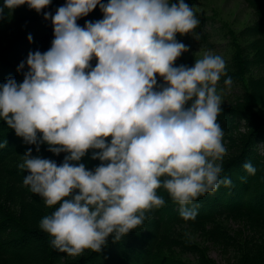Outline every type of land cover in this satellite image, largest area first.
<instances>
[{"label": "clouds", "instance_id": "9594fccd", "mask_svg": "<svg viewBox=\"0 0 264 264\" xmlns=\"http://www.w3.org/2000/svg\"><path fill=\"white\" fill-rule=\"evenodd\" d=\"M51 3L4 0L0 19L5 8L42 12ZM97 5L103 18L80 26ZM43 15L53 25L51 47L29 51L18 66L28 68L22 82L0 83V119L37 152L46 143L56 155L67 153L58 165L29 148L18 164L28 173L24 186L58 205L39 224L51 246L69 256L101 252L110 235L121 240L165 204L161 187L180 216L194 220V201L232 181L221 175L226 148L217 122L223 101L216 85L226 63L205 54L194 66L175 64L189 50L176 34L199 39L193 8L185 0H66ZM232 83L231 76L224 81L229 90ZM90 149L101 161L94 169L80 162ZM243 167L257 171L250 162Z\"/></svg>", "mask_w": 264, "mask_h": 264}, {"label": "trees", "instance_id": "16d2710c", "mask_svg": "<svg viewBox=\"0 0 264 264\" xmlns=\"http://www.w3.org/2000/svg\"><path fill=\"white\" fill-rule=\"evenodd\" d=\"M245 1L255 20L232 33L230 44L235 53L224 60L227 76L221 75L218 81L226 86L224 81L231 76L232 85H238L245 93L241 101L223 102V111L217 119L226 148L221 175L230 178L232 185H221L215 193L195 200L198 214L194 220L183 219L180 206L163 187L158 188L157 195L164 198L165 204L147 211L142 225L119 241L110 235L99 253L85 249L79 256H69L54 249L50 244L52 237L39 226L41 219L51 215L58 205L47 206L42 197L24 186L28 173L18 168L29 148L33 156L55 160L58 165L67 153L56 155L46 143L37 152L36 145L26 144L0 119V143L7 141V146L0 148V264H223L208 255L207 245L200 240L232 251L231 264H264V0ZM65 3L66 0H52L42 12L30 9L27 4L12 11L5 8L0 19V83L10 77L22 82L28 68L25 64L18 71V66L21 61L26 62L29 51L45 52L51 47L54 29L43 12L54 15ZM3 4L4 0H0V6ZM103 15L97 5L77 23L83 27L86 21L95 22ZM196 16L200 24L193 34H199L202 43L211 44L208 21ZM29 34L32 42L28 40ZM186 35L194 38L192 33ZM90 63L95 67L97 58ZM175 64L194 66L183 53ZM157 79L158 83H164L159 74ZM93 151L90 149L80 161L88 169L101 163L91 158ZM246 162L257 169L255 175L244 169Z\"/></svg>", "mask_w": 264, "mask_h": 264}, {"label": "rangeland", "instance_id": "374dc122", "mask_svg": "<svg viewBox=\"0 0 264 264\" xmlns=\"http://www.w3.org/2000/svg\"><path fill=\"white\" fill-rule=\"evenodd\" d=\"M177 3L178 0H171ZM194 13L206 18L208 21L207 31L211 32V44L202 43L200 39L176 34L178 41L188 46L189 50L183 52L185 59L195 64L196 59H202L205 54L220 55L224 60L230 59L235 49L230 44L232 33L239 31L255 20L252 8L245 0H185ZM217 94L222 96V101L227 104H233L241 101L244 90L238 85H231V88L221 85L217 82ZM236 227L238 224L234 222ZM200 240V239H199ZM207 245L208 255L223 264H231L234 259L233 252L216 245L212 242H203ZM192 260L193 258L190 257Z\"/></svg>", "mask_w": 264, "mask_h": 264}]
</instances>
